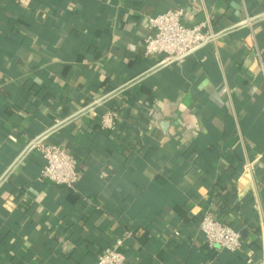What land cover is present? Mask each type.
<instances>
[{
    "label": "crops",
    "instance_id": "obj_1",
    "mask_svg": "<svg viewBox=\"0 0 264 264\" xmlns=\"http://www.w3.org/2000/svg\"><path fill=\"white\" fill-rule=\"evenodd\" d=\"M180 7L214 37L146 57L147 18ZM35 141L79 153L74 189ZM207 209L242 251L206 246ZM117 239L126 264H264V0H4L0 264H96Z\"/></svg>",
    "mask_w": 264,
    "mask_h": 264
},
{
    "label": "built area",
    "instance_id": "obj_2",
    "mask_svg": "<svg viewBox=\"0 0 264 264\" xmlns=\"http://www.w3.org/2000/svg\"><path fill=\"white\" fill-rule=\"evenodd\" d=\"M183 15L184 9L180 7L147 18L146 25L152 34L145 40L146 57H156L163 63H171L214 37L208 22L189 26L183 23ZM118 117L119 113L115 110L105 112L99 120L100 127L113 130ZM32 145L44 160L41 177L56 185L74 189L80 180V172L78 160L71 151L56 143L35 141ZM200 229L206 244L211 248L218 246L232 253L243 249L244 241L240 232L218 219L210 209L204 212ZM175 234L180 233L176 231ZM123 246L124 239H117L113 247L98 255L97 264H125L126 257L121 250Z\"/></svg>",
    "mask_w": 264,
    "mask_h": 264
},
{
    "label": "trees",
    "instance_id": "obj_3",
    "mask_svg": "<svg viewBox=\"0 0 264 264\" xmlns=\"http://www.w3.org/2000/svg\"><path fill=\"white\" fill-rule=\"evenodd\" d=\"M3 3H4V0L0 3V7L3 5ZM112 110H115L116 112H118L119 113V117H118V119H117V121H116V125H115V128L113 129V130H105V129H102L100 126H99V128H101L100 130L101 131H104V132H106V131H108V132H111V133H113V134H116V135H119L120 133H121V131H123L124 129H125V127H126V124H125V119H124V117L120 114V109H119V107H117L116 109H114V108H112ZM70 151H71V153L73 154V156L78 160V163H79V153H77V151H74V150H71L70 149ZM129 234L132 236V234H133V232L131 231V232H129ZM206 246H207V244H206ZM208 247V246H207ZM244 248V247H243ZM210 249V248H209ZM211 251H212V249H210ZM101 253V252H100ZM99 253V254H100ZM99 254H97V256H96V260H95V263L97 264V257H98V255ZM124 254H125V252H124ZM125 257H126V254H125ZM126 262H127V257H126ZM126 262H125V264H126Z\"/></svg>",
    "mask_w": 264,
    "mask_h": 264
},
{
    "label": "water",
    "instance_id": "obj_4",
    "mask_svg": "<svg viewBox=\"0 0 264 264\" xmlns=\"http://www.w3.org/2000/svg\"><path fill=\"white\" fill-rule=\"evenodd\" d=\"M198 48H199V47H198ZM196 49H197V48H196ZM196 49H194V50H196ZM194 50H192V51H194ZM192 51H190L189 53H191ZM189 53H187L186 55H188ZM186 55L180 57L179 59L185 57ZM162 125H163V128L165 129V128L168 126V123H167V122H166V123H162Z\"/></svg>",
    "mask_w": 264,
    "mask_h": 264
}]
</instances>
